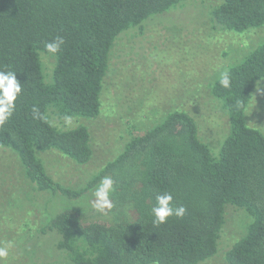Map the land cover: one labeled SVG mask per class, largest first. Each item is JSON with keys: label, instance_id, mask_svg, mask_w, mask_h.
<instances>
[{"label": "trees", "instance_id": "1", "mask_svg": "<svg viewBox=\"0 0 264 264\" xmlns=\"http://www.w3.org/2000/svg\"><path fill=\"white\" fill-rule=\"evenodd\" d=\"M185 1L0 0V71H15L22 85L12 117L0 126V147L17 155L34 191L66 201L41 231L58 235L55 248L68 264H198L217 252L227 204L243 209L248 223L225 262L264 264V134L245 121L255 83L264 80V42L228 69L230 88L218 79L210 86L229 124L217 156L182 111L167 113L127 142L82 189L53 181L36 156L53 150L77 165L91 160L87 128L59 130L49 109L61 118H96L117 37ZM211 16L241 34L264 24V0H221ZM57 36L65 43L51 55L47 85L39 53L47 54L45 42ZM104 176L115 182L114 208L99 212L92 199L84 200ZM163 191L187 211L155 225L150 210Z\"/></svg>", "mask_w": 264, "mask_h": 264}, {"label": "rangeland", "instance_id": "2", "mask_svg": "<svg viewBox=\"0 0 264 264\" xmlns=\"http://www.w3.org/2000/svg\"><path fill=\"white\" fill-rule=\"evenodd\" d=\"M221 0H186L167 12L129 28L115 40L100 94L101 111L94 119L61 118L49 109L59 130L87 128L91 160L77 165L56 151L37 152L53 181L70 189L86 183L124 145L160 122L167 113L182 111L194 118L200 140L213 156L228 134L221 102L210 93L220 72L243 61L264 42V24L243 33L222 29L211 16ZM44 81L52 82L53 56L39 53ZM245 112L247 125L264 134V80L255 83ZM92 188L84 201L92 199ZM66 201L49 192L34 191L24 177L17 155L0 147V247L8 257L0 264H68L58 251V235L41 229ZM248 223L243 209L225 206L224 225L216 254L198 264H227L225 252Z\"/></svg>", "mask_w": 264, "mask_h": 264}, {"label": "clouds", "instance_id": "3", "mask_svg": "<svg viewBox=\"0 0 264 264\" xmlns=\"http://www.w3.org/2000/svg\"><path fill=\"white\" fill-rule=\"evenodd\" d=\"M64 43L63 37L57 36L52 41L45 42V52L50 55H56L61 51ZM218 82L222 88H230L231 73L228 70L220 72ZM21 92L22 85L18 82L15 71H0V126L12 117L16 109V101ZM36 111L33 108V113ZM114 185L115 182L110 176H104L94 187L91 196L92 206L95 210L106 212L114 208L112 200L116 190ZM150 211L153 224L161 225L166 223L170 217L182 218L187 209L183 205L175 206L172 193L163 191L155 196V201ZM8 255V250L0 247V261L8 257Z\"/></svg>", "mask_w": 264, "mask_h": 264}]
</instances>
